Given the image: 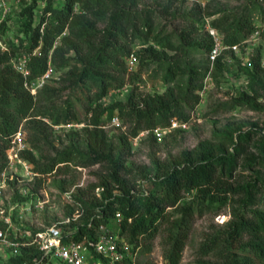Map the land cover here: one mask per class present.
Masks as SVG:
<instances>
[{
	"label": "trees",
	"instance_id": "1",
	"mask_svg": "<svg viewBox=\"0 0 264 264\" xmlns=\"http://www.w3.org/2000/svg\"><path fill=\"white\" fill-rule=\"evenodd\" d=\"M144 1L63 0L57 7L55 0H46L37 24L38 0L24 8V39L18 45L10 44V52L0 51V175L8 165L12 138L23 127L31 148L23 157L37 173H67L62 167L72 165L86 169L100 165L107 171V179L93 186L104 189L98 202L77 200L85 209V217L75 239L93 235L90 225L92 229L107 225L137 248L140 241L151 244L165 227V260L180 264L196 216L228 208L230 220L225 224L224 237L205 242L199 254H213L218 264H255V259L264 260V129L243 132L226 126L181 159L162 162L154 158L151 169L127 166L131 139L144 131L166 128L173 119L189 123L205 79L209 76L221 86L234 62L248 83L232 99L231 108L264 113V104L259 101L264 90L261 56L250 59L252 68H247L241 57L226 50L211 64L208 55L213 42L202 29V18H211L226 46L244 45L257 32L253 16L222 9L211 12L209 7L196 4L182 15L188 25L175 36L158 27V12ZM166 1L154 3L178 16L175 6L188 0ZM257 2L253 5L261 9ZM1 30L9 32L8 22ZM190 52L199 54L203 61H189ZM24 53L30 56V79L43 75L51 63L60 80L33 96L12 64ZM131 54L138 58V72H128ZM149 70L158 73L166 85L163 94L143 92L135 86ZM128 84L134 88L125 100L103 106L111 92L122 91ZM67 93L71 97L64 98ZM82 102L88 105L84 119L78 109ZM116 116L129 125V130L115 145L104 127L106 119ZM82 123L85 127L81 130L68 131L66 146L61 150L54 146L55 127ZM250 147L256 153H249ZM241 169L251 177L238 178ZM135 172L150 184L149 189L136 190L122 176ZM186 191L194 192L188 202H184ZM117 213L121 220L116 219Z\"/></svg>",
	"mask_w": 264,
	"mask_h": 264
},
{
	"label": "rangeland",
	"instance_id": "2",
	"mask_svg": "<svg viewBox=\"0 0 264 264\" xmlns=\"http://www.w3.org/2000/svg\"><path fill=\"white\" fill-rule=\"evenodd\" d=\"M32 0H7L9 10L7 12V22L9 26V38L14 44H19L23 39L22 34V11ZM254 1L257 0H188L185 3H178L175 8L179 9V15H172V11L164 12L161 6L154 3V0H145L144 4L156 9L158 27L164 28L167 32L177 36L183 28L188 24L182 19L185 12L193 10L196 4L202 7H209L210 11L222 9L224 11H232L238 15L252 14L253 23L259 32L254 38H250L248 44L241 51L242 60L249 61L261 56L262 66L264 70V2L258 0L261 7L255 8ZM165 4L166 0H161ZM254 4V5H253ZM55 5L60 7L63 0H55ZM46 6V0H38V8L36 10V24L39 22L43 9ZM201 30V29H200ZM204 36V32L199 34ZM189 61H203L199 54L190 52ZM237 63L227 71L225 80L221 86H217L209 76L204 81L203 90L199 93L200 102L195 111L192 112V120L187 129H177L166 136L162 142L155 141L151 135H144L138 141L132 142V155L128 157L127 166L132 168H143L144 166L152 168V159L162 162H170L174 159H181L194 152L200 143L212 140L215 131L222 130L226 126H232L241 129L243 132L254 130L261 132L264 129V113L255 112L247 108H231V101L237 97L247 86V78L238 69ZM139 67L134 70H128L129 73L138 72ZM264 82V71L261 73ZM135 86L140 91L150 92L153 94H163L166 85L161 80L158 73L143 72V77ZM134 88V85L128 84L122 91H113L102 101L103 106H108L116 101L125 100V96ZM259 101L264 104V90L260 92ZM71 97L69 93L64 98ZM88 105L82 102L78 106L81 119L85 118ZM105 131L108 133L114 144L121 134L128 132L129 125L123 122L122 128L113 126L112 120L106 119ZM85 127V123L78 124L72 130H81ZM70 128L55 129L54 146L61 150L67 145L66 135ZM21 132L25 135L26 140L28 134L21 127ZM60 137L63 142L60 141ZM256 137L255 142L259 139ZM48 152L49 148L46 147ZM249 153H256L254 147H250ZM67 173H59L52 176H45L35 179L33 182L23 183H7L3 200L0 201V225L4 218H12L16 225L28 226L32 225L33 230L48 226L57 220L62 221L64 217L77 215L76 203L84 200L89 203H96L101 196L93 189L94 185H100L107 179V171L104 166H94L87 169V172H81L73 165L69 168L62 167ZM123 178L130 186L136 190L149 189L150 184L146 180L141 179V174L123 173ZM238 178H250L251 173L241 169L237 173ZM74 191L71 199L66 195L67 192ZM24 193L26 195H24ZM194 198L193 191H186L184 202H188ZM48 201L42 208H37L41 201ZM264 209V204L261 206ZM219 215L226 216L227 220L222 224L218 221ZM80 223L83 224V218ZM190 236L187 241L186 248L180 264H218V257L210 254L208 256H200L199 250L201 246L215 237L223 238L225 233V224L230 220L229 209L224 208L220 212L215 209L209 210L203 217L196 216ZM18 219V220H17ZM112 225L116 222L112 220ZM166 237L165 227L161 230L159 236L151 243L140 241L138 252V264H168L165 260L164 242ZM255 264H264V260L255 259Z\"/></svg>",
	"mask_w": 264,
	"mask_h": 264
},
{
	"label": "built area",
	"instance_id": "3",
	"mask_svg": "<svg viewBox=\"0 0 264 264\" xmlns=\"http://www.w3.org/2000/svg\"><path fill=\"white\" fill-rule=\"evenodd\" d=\"M9 6L7 0H0V51L10 52V44H13L9 38V32L5 34L1 30V25L7 22V12ZM213 19L202 18V29L212 39L213 47L208 55L209 61L213 64L223 52L231 51L241 57V51L248 44L226 46L223 37L218 29L212 25ZM255 32L252 38L258 35ZM17 45V44H16ZM38 50L34 52L37 54ZM29 54H21L12 60L14 69L20 73L24 79L25 88L33 95L46 85L55 80H60L58 73L53 65L49 63L47 70L43 75L35 79H30L28 69ZM231 64V59H227ZM242 60V57H241ZM138 65V58L131 54L127 60L128 70H134ZM242 65L252 68V64L245 60ZM211 79V77H209ZM243 91V90H242ZM191 115V120H192ZM113 126L123 127L122 120L116 116L112 119ZM189 123L180 122L173 119L166 128H157L152 131L142 132L134 141H138L144 135H153L158 141L162 142L167 135L177 129H187ZM78 124L67 126H57V128H75ZM69 130V129H68ZM20 129L12 138V145L7 151L8 165L5 171L0 175V201L3 200L7 183L33 182L36 178L45 177L34 170V166L24 159L23 154L31 150L25 135ZM81 172H87L86 168L76 167ZM96 191L101 196L103 188H97ZM24 195H26L24 193ZM66 195L72 200L74 191L67 192ZM48 201H41L37 208H42ZM77 215L64 217L62 221L44 226L43 228L33 230L32 225L22 226L13 223L12 218H4L0 225V264H138L139 247H135L124 236L113 232L107 225H99L95 228L89 226L93 235H81L80 239H75L80 234V218L84 215L85 209L81 203H76ZM120 213L116 214V219L121 220ZM220 223L227 220L226 216L217 217ZM18 220V219H17Z\"/></svg>",
	"mask_w": 264,
	"mask_h": 264
}]
</instances>
